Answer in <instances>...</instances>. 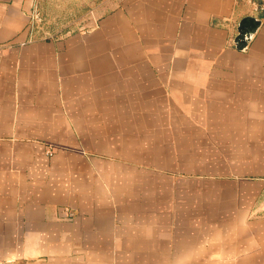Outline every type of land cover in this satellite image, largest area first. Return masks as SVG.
Masks as SVG:
<instances>
[{"label": "crops", "instance_id": "crops-1", "mask_svg": "<svg viewBox=\"0 0 264 264\" xmlns=\"http://www.w3.org/2000/svg\"><path fill=\"white\" fill-rule=\"evenodd\" d=\"M40 2L0 0V264H264V12L97 0L31 37Z\"/></svg>", "mask_w": 264, "mask_h": 264}, {"label": "rangeland", "instance_id": "rangeland-1", "mask_svg": "<svg viewBox=\"0 0 264 264\" xmlns=\"http://www.w3.org/2000/svg\"><path fill=\"white\" fill-rule=\"evenodd\" d=\"M97 0H41L31 12L29 31L31 37L53 38L67 31H78L89 26L99 11L89 10ZM252 11L264 12V0H239ZM255 7L256 9H253Z\"/></svg>", "mask_w": 264, "mask_h": 264}, {"label": "water", "instance_id": "water-1", "mask_svg": "<svg viewBox=\"0 0 264 264\" xmlns=\"http://www.w3.org/2000/svg\"><path fill=\"white\" fill-rule=\"evenodd\" d=\"M259 19L253 16H244L240 19L237 26V34L234 38V44L242 49L247 42L249 35L256 29Z\"/></svg>", "mask_w": 264, "mask_h": 264}, {"label": "built area", "instance_id": "built-area-1", "mask_svg": "<svg viewBox=\"0 0 264 264\" xmlns=\"http://www.w3.org/2000/svg\"><path fill=\"white\" fill-rule=\"evenodd\" d=\"M46 152H47V154L51 155L53 150H52V148H49V149L46 150Z\"/></svg>", "mask_w": 264, "mask_h": 264}]
</instances>
